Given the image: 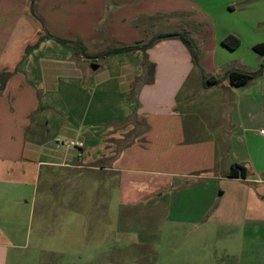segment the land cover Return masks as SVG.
<instances>
[{
	"label": "crops",
	"instance_id": "crops-1",
	"mask_svg": "<svg viewBox=\"0 0 264 264\" xmlns=\"http://www.w3.org/2000/svg\"><path fill=\"white\" fill-rule=\"evenodd\" d=\"M66 1L37 0L38 19H33L29 0H0V72L12 73L0 91V123L10 120L13 125L19 123L17 130H26L20 154L12 158L0 156V161L21 162L23 169L19 171V178L27 179V184L30 179H35L39 166L44 164L118 173L120 176L135 175L136 179L141 174L155 182L163 180L157 182L156 187L157 191L169 189L170 220L174 227H191L189 232L195 243L201 241L198 237L214 241L221 264H264V134L259 133L264 128V118L254 121L251 103L242 105V99L249 93L246 90L257 83L258 91L264 92V66L244 86L232 85L228 77V72L233 69L245 72L259 69L249 71L247 67L250 66L243 62L245 55L239 50L245 43L246 48L253 49L255 44L264 41V34L262 40L247 39L248 30L257 32L255 34L260 28L264 31V0H218L215 8L209 3L200 4L202 0H77L82 1V7L74 3L67 8L68 13H64ZM104 15L107 25L101 40L110 42V35L122 37L117 44L108 43V48L143 43L140 32L156 23L150 18L164 16L163 23L174 27L189 23L187 25L193 27L191 31L194 30L191 39L198 50V65L192 62L179 38L165 39L155 45L154 50L161 51L156 56L151 53L153 49L148 54L145 52L154 70L151 78L139 81L141 79L137 78L143 72L141 51L95 58L92 64L98 67L93 70L91 64L84 65L82 56L74 57L76 49L72 43H60L45 36L48 33L80 42L88 57H95L96 44L101 41L94 28ZM65 17L69 20L62 27ZM255 17L260 18L256 23L249 20L250 29L240 28L243 21ZM71 19H74L73 23ZM26 26L27 35L31 33L34 44L41 38L37 45H30L34 51L49 42L70 45L73 49H68V58L39 56L36 60L26 59L32 48L26 53ZM182 31L157 33L184 34ZM230 34L240 40L235 49L222 44V39ZM118 54H125L128 62L139 57L141 61L135 62L133 68L126 61L117 68L114 56ZM57 64L69 66L61 73L71 78H78L75 75L81 70L82 75L90 76L103 68L105 72L112 69L106 78L91 84L94 86L92 97L86 99L87 109L83 110L77 99L79 94L84 96L85 93L78 85L73 87L71 81L66 80L62 85L55 80L58 70L54 66ZM195 69L198 75L192 76ZM204 76H213L220 82L204 87ZM136 80L142 84L138 82L135 93L130 96ZM48 92L59 101V108L52 115L53 119L59 116L62 119L56 127V137L70 141L77 138L78 152L70 148L60 150L64 142L50 145L46 136L40 138L51 127L52 120L46 117L49 104L38 100V93L45 98ZM89 109L91 116L86 120ZM200 109L202 112L208 110L205 120L199 118L197 112ZM221 109L225 118L216 119V112ZM103 113L111 116L100 118ZM129 113L143 118L145 129L110 158L106 152V137ZM100 123L110 125L96 132L95 127ZM201 129L208 131L206 137H201ZM49 153L55 161L45 159ZM232 165L242 166L246 170L245 176H228ZM26 167L29 168L27 171ZM5 175H10V171ZM198 225L210 228L212 237L206 233L197 235ZM216 231L220 234L214 236ZM5 239L0 236V264H6L8 255L10 244Z\"/></svg>",
	"mask_w": 264,
	"mask_h": 264
},
{
	"label": "rangeland",
	"instance_id": "rangeland-1",
	"mask_svg": "<svg viewBox=\"0 0 264 264\" xmlns=\"http://www.w3.org/2000/svg\"><path fill=\"white\" fill-rule=\"evenodd\" d=\"M216 1L218 0H202L200 4L209 3L215 8L218 4ZM74 3H77L79 8L83 4L82 1L68 0L65 2L62 12L68 13L67 8L74 6ZM260 17L247 19L243 21L242 25L239 23L240 28L245 31L250 29L249 20H255L256 23ZM31 18H33L32 14ZM164 18L166 17L150 18L149 20L156 23L143 29L139 38L144 42L158 35L157 32L169 30H183L182 33L187 34L190 38L193 36L194 30L191 31L193 27L191 28L190 25L189 27L187 25L189 23H180L175 27L167 26L163 23ZM106 19L105 15L99 18L94 28L100 34L99 37L106 30ZM68 20L65 17L60 26L64 27ZM71 22L73 23L74 19H71ZM27 28L28 26H26V47L34 44L31 33L27 35ZM151 31L155 33L152 34ZM255 33L257 32L248 30L247 39L262 40L264 31L260 28L258 34ZM101 37V43L96 44L97 55L108 48V43L117 44L118 40H122L119 34L117 36L110 35L108 38L110 42L101 40ZM175 38L178 39L177 37L165 39ZM178 40L182 42L180 39ZM159 41L149 47L146 54L152 49L154 50ZM52 45L49 42L37 51H34L32 47L30 54H26V59L36 60L42 56L63 60L68 58L70 52L68 49H73L70 45ZM246 47L245 43L239 51L245 55L243 62L250 66L247 69L253 71L255 68H259L263 57L254 49ZM158 52L161 51L154 50L151 53L156 56ZM142 53L143 72L137 78L141 79L139 81L147 78L145 60L143 59L145 58L144 52ZM228 54L230 55L231 52ZM81 56L85 66L94 62L95 57H88L87 54H82L80 49H76L74 57ZM176 56L179 57L178 54ZM126 57L125 54L114 56L117 68L125 61L126 64L130 63V67L133 68L136 65L135 62L141 61L139 57L132 58L128 62ZM120 58H124V60H119ZM104 60H102L103 64ZM236 66L240 67V65ZM54 68L58 70V77L60 74L62 75L60 78L56 77L57 82H62V85H65L66 80L71 81L73 87L78 85L79 90L85 93L84 96L79 94L77 99L79 106L84 108L83 110L87 109L86 99L92 97L94 86L91 84L106 78L107 72L112 69H107L105 72L103 68L90 76L82 75L81 70L75 75L78 78H71L65 77L61 73L67 71L69 66L57 64ZM79 68L82 67L79 66ZM191 75H198L197 70H193ZM139 81L133 82L130 96L135 93V87L140 83ZM258 85L257 83L255 87L247 89L246 91L249 93L245 94V98L242 99V105L251 103L254 121H261L264 118V92L258 91ZM43 97V94L38 93V100L47 101L49 104L45 111L46 117L50 121L52 120V124L47 132L41 134L40 138L46 136L50 145L55 144L56 139L62 140L64 145L60 150L70 148L74 152H78L79 150L75 147L77 144L79 145L77 138L74 137L75 139L70 141V139L56 137L58 132L56 127L62 120L61 116L58 119L52 118L57 107L59 108L56 96L48 92L45 94V98ZM119 103L121 102L119 101ZM118 107L121 109L122 105L119 104ZM91 111L89 109L88 117L85 113L86 120L90 119ZM197 113H199V118L204 120L209 115L208 110L202 112L200 109ZM129 115L125 120L116 123L112 133L106 137V152L110 158L116 156L120 149L128 146L135 136L145 129L146 122L143 118ZM110 116L103 113L100 118L107 119ZM215 118H225L224 111L218 110ZM109 125L100 123L98 127H95V131L99 132ZM18 126L19 123L13 125L10 120L0 123V156L12 158L20 154L21 140L26 130H17ZM200 134L201 137H206L205 134H208V131L201 129ZM70 142H73L74 145H70ZM49 155L52 153L47 154L46 160H56ZM105 160L107 159L105 158ZM21 165V162L0 161V236H5V242L10 244L6 264H221L222 262L214 241L198 237L201 238L199 239L201 241L195 243L191 237L193 234L189 232L191 227H174L172 225L169 189L157 191L156 187L159 185L157 182H163V180L155 182L149 176H141V174L136 179L135 175L120 176L118 173L109 174L89 169L75 170L44 164L39 166L35 179H30V183L27 184L25 183L27 179L19 178V171L23 169ZM28 169L26 167V171ZM8 171H10V175H5ZM103 182H105L104 185H102ZM160 193H162L161 196ZM197 227L199 230L197 235L206 233L208 237H212L210 228H202L201 225ZM218 234L220 233L216 231L214 236Z\"/></svg>",
	"mask_w": 264,
	"mask_h": 264
},
{
	"label": "trees",
	"instance_id": "trees-1",
	"mask_svg": "<svg viewBox=\"0 0 264 264\" xmlns=\"http://www.w3.org/2000/svg\"><path fill=\"white\" fill-rule=\"evenodd\" d=\"M36 2L37 0H30V14H32L34 19H38L37 14H36ZM45 36L51 37L54 40L60 42V43H72L75 49H80L82 54H86L85 51V47L82 45V43L80 42H71L68 40H64L55 36H52L48 33L45 34ZM170 38V37H177L179 38L185 45V47L187 48V50L189 51L191 58H192V62L195 65H198V50L197 47L195 45V43L193 42V40L187 35V34H179V33H161L158 34L150 39H148L146 42L143 43H136L134 45H128V46H121V47H113V48H108L105 51H103L100 55H96L95 58H105L109 55L112 54H117V53H131V52H135V51H142L144 52V60H145V65H146V71H147V77L151 78L153 70H154V65L153 63L149 62L147 60V57L145 55L146 50L151 47L156 41H159L161 39H165V38ZM41 40V38H39ZM38 39V41H39ZM38 41L34 44L37 45ZM222 44L224 46H226L229 49H235L239 44H240V40L234 36V35H227L226 37H224L222 39ZM32 46H27L26 47V53L28 52V50L31 48ZM253 49L263 57L261 63H260V67L257 71L254 72H245V71H241V70H237V69H233L230 70L228 72V77L230 80V83L234 86L240 87V86H244L246 85L248 82H250L251 80H253L262 70L263 66H264V41L259 42L257 44H255L253 46ZM11 72H5V71H1L0 72V91L3 90L8 78L11 76ZM204 80V87H209L211 85L217 84L220 82V80L218 78H215L213 76L210 77H203ZM237 169H240V172H237ZM246 173V170L239 165H232L229 172H228V176L230 177H244Z\"/></svg>",
	"mask_w": 264,
	"mask_h": 264
},
{
	"label": "built area",
	"instance_id": "built-area-1",
	"mask_svg": "<svg viewBox=\"0 0 264 264\" xmlns=\"http://www.w3.org/2000/svg\"><path fill=\"white\" fill-rule=\"evenodd\" d=\"M259 133L264 134V128H263V129H260V130H259ZM56 143H57L58 145H61V144H63V141L57 139V140H56ZM69 144H70V145H74L73 142H70Z\"/></svg>",
	"mask_w": 264,
	"mask_h": 264
},
{
	"label": "water",
	"instance_id": "water-1",
	"mask_svg": "<svg viewBox=\"0 0 264 264\" xmlns=\"http://www.w3.org/2000/svg\"><path fill=\"white\" fill-rule=\"evenodd\" d=\"M98 67V65L97 64H91V68L93 69V70H95L96 68Z\"/></svg>",
	"mask_w": 264,
	"mask_h": 264
}]
</instances>
